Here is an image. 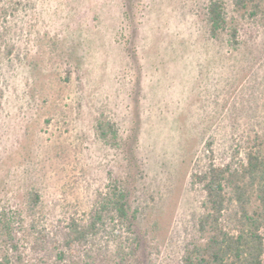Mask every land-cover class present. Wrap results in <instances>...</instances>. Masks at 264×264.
I'll use <instances>...</instances> for the list:
<instances>
[{"label": "rangeland", "instance_id": "obj_1", "mask_svg": "<svg viewBox=\"0 0 264 264\" xmlns=\"http://www.w3.org/2000/svg\"><path fill=\"white\" fill-rule=\"evenodd\" d=\"M207 3L0 0V210L28 223L34 189L38 225L55 229L120 180L137 231L149 214L158 223L144 264H181L204 199L192 176L264 134V31L214 39ZM100 120L117 139L99 137Z\"/></svg>", "mask_w": 264, "mask_h": 264}, {"label": "trees", "instance_id": "obj_2", "mask_svg": "<svg viewBox=\"0 0 264 264\" xmlns=\"http://www.w3.org/2000/svg\"><path fill=\"white\" fill-rule=\"evenodd\" d=\"M236 25H230L222 0H208L204 22L214 39L227 33L233 45L241 34L257 39L264 31V0H231ZM2 92H0V107ZM104 141L117 139L118 130L108 120L98 122ZM243 151V152H242ZM118 180L101 194L86 218L70 216L63 225L46 229L38 225L45 215L41 195H26V216L0 210V264H144L143 237H153L158 223L151 214L137 231L138 212L132 211L128 194ZM204 199L196 223V236L185 249L181 264H264V134L256 135L228 164L209 162L192 176ZM109 230V231H108ZM117 231H120L119 233ZM110 238L105 243L98 239ZM22 237L30 240L23 252ZM159 254L158 247L150 246Z\"/></svg>", "mask_w": 264, "mask_h": 264}]
</instances>
